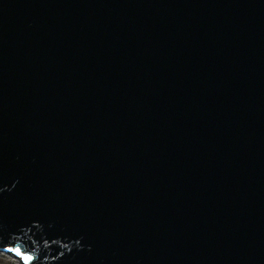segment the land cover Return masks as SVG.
I'll return each instance as SVG.
<instances>
[{
	"label": "water",
	"instance_id": "95a60500",
	"mask_svg": "<svg viewBox=\"0 0 264 264\" xmlns=\"http://www.w3.org/2000/svg\"><path fill=\"white\" fill-rule=\"evenodd\" d=\"M14 247L33 264H264V0H0Z\"/></svg>",
	"mask_w": 264,
	"mask_h": 264
},
{
	"label": "snow or ice",
	"instance_id": "6c2138e0",
	"mask_svg": "<svg viewBox=\"0 0 264 264\" xmlns=\"http://www.w3.org/2000/svg\"><path fill=\"white\" fill-rule=\"evenodd\" d=\"M9 250L15 253V255L21 261V264H33L34 260L36 259L31 253L26 251H21V249H19L18 247L10 248Z\"/></svg>",
	"mask_w": 264,
	"mask_h": 264
},
{
	"label": "rangeland",
	"instance_id": "374dc122",
	"mask_svg": "<svg viewBox=\"0 0 264 264\" xmlns=\"http://www.w3.org/2000/svg\"><path fill=\"white\" fill-rule=\"evenodd\" d=\"M12 255L13 253L11 252L0 251V264H15L14 261H12L15 259Z\"/></svg>",
	"mask_w": 264,
	"mask_h": 264
},
{
	"label": "bare ground",
	"instance_id": "6f19581e",
	"mask_svg": "<svg viewBox=\"0 0 264 264\" xmlns=\"http://www.w3.org/2000/svg\"><path fill=\"white\" fill-rule=\"evenodd\" d=\"M10 255H11V254H10ZM13 256H14L15 259L12 260V261H14L15 264H21V261L19 260V258H18L15 254H13L12 257H13Z\"/></svg>",
	"mask_w": 264,
	"mask_h": 264
}]
</instances>
